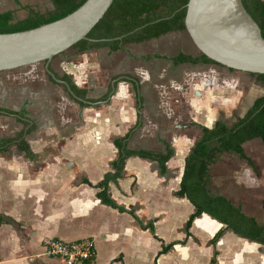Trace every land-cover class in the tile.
Returning <instances> with one entry per match:
<instances>
[{
	"label": "crops",
	"instance_id": "0c3cea01",
	"mask_svg": "<svg viewBox=\"0 0 264 264\" xmlns=\"http://www.w3.org/2000/svg\"><path fill=\"white\" fill-rule=\"evenodd\" d=\"M13 1L16 7L4 9L0 0V13L13 11L14 20L26 18L29 11L22 14L26 7L19 0ZM156 40L128 44L117 52L103 48L52 60L49 69L69 75L90 100H99L111 89L107 100L85 108L62 85L49 79L43 64L46 81L41 82L39 102L34 106L36 129L26 137L34 156L27 158L15 146L0 154V219L4 220L0 223V264H63L37 257L45 239H91L96 255L84 264H264L263 245L238 237L207 214L194 219L187 236L185 224L195 209L186 198L175 195L184 160L201 136L194 127L212 128L219 120L233 123L247 113L256 98L264 96V88L255 82L245 88L231 85L233 80L224 78L231 69L220 65L222 69L202 68V74L198 73L203 81L202 95L217 101L213 104L215 117L204 123L183 122L184 103H177V113L168 105L170 95L159 82L163 74L150 81L152 73L157 77V59L145 57L153 53L132 51ZM197 65L206 64L192 66ZM123 76L133 77L136 83L120 80ZM207 76L215 81L206 78L204 82ZM3 80L0 75V83ZM149 84L158 102L155 98L147 101L145 88ZM196 92L194 95L201 98V92ZM8 93L0 84L2 109H10L3 105ZM138 97L140 125L129 139L128 149L163 153L166 142L174 153L164 175L156 162L129 157L122 177L109 183V196L132 210L137 221L129 213L102 204L94 187L112 171L111 163L117 158L113 140L127 134L137 122ZM21 129L15 119L0 113V138L13 137ZM259 214V219L252 217L264 224V204ZM219 231L222 235L212 244ZM170 244L171 248L160 254L162 247Z\"/></svg>",
	"mask_w": 264,
	"mask_h": 264
},
{
	"label": "trees",
	"instance_id": "16d2710c",
	"mask_svg": "<svg viewBox=\"0 0 264 264\" xmlns=\"http://www.w3.org/2000/svg\"><path fill=\"white\" fill-rule=\"evenodd\" d=\"M50 1L53 5L51 11L39 13L29 10L28 16L22 20H14L13 11L0 13V33L26 31L51 23L72 13L86 0ZM187 2L188 0H114L103 18L86 38L76 43L69 50H73L75 54L103 48H107L110 52H117L123 50L124 46L128 44H140L159 39L169 33L183 32L185 30L184 18ZM242 3L259 26L261 36L264 38V0H242ZM26 9L28 8L26 7ZM58 56H61L64 60L70 58L66 52ZM145 59L167 60L166 57L157 54L147 56ZM168 60L174 66L200 63L215 64L204 55L194 57L182 52ZM250 75L255 78V82L259 86L264 88V74ZM48 77L52 80L50 76ZM61 78L67 82L73 94L81 99L79 101L75 100L81 108L105 101L110 95L109 93L99 100H90L86 98V90L78 88L69 75L63 74ZM119 79L130 80L126 77ZM131 81L136 83L135 80ZM70 97L73 99L72 96ZM140 105L141 98L138 97L137 122L127 134L113 140V145L117 149V158L111 163L112 171L106 173L103 179L94 187L98 189L96 197L102 204L119 212L129 213L137 221L138 218L132 210H126L109 196V183H116L122 177L125 162L129 157H139L156 162L160 174L164 175L166 163L174 153L171 146L166 142H164L163 153L128 149V141L140 125ZM0 113L15 118L22 125V129L13 137L0 138V154L15 146L19 152L32 159L34 155L30 150L26 137L35 130V122L25 109L15 112L0 108ZM197 126L200 129L201 136L194 143L184 160L180 187L175 193L180 198H186L195 209L185 224L187 236H190L189 229L194 219L204 213L223 224L226 229H230L238 237L264 246V224L259 223L252 216L245 215L240 205H234L225 196L212 194L208 190L210 166L217 163L223 154L233 153L240 159L245 160L249 166L254 167L252 160L245 154L243 145L255 139L264 143V96L256 99L247 113L243 117L236 118L231 125L219 120L215 122L212 128ZM85 183L89 184L87 181ZM2 221L4 220L1 218L0 223ZM148 228L153 234V226L150 225ZM222 233L223 231H219L211 240V243L214 244ZM172 245L162 247L160 254L166 253Z\"/></svg>",
	"mask_w": 264,
	"mask_h": 264
},
{
	"label": "rangeland",
	"instance_id": "374dc122",
	"mask_svg": "<svg viewBox=\"0 0 264 264\" xmlns=\"http://www.w3.org/2000/svg\"><path fill=\"white\" fill-rule=\"evenodd\" d=\"M2 1L5 3L4 9L17 6L13 0ZM19 1L28 8L22 12L23 15L29 10L46 13L53 9L50 0ZM132 51L153 53V55L154 53L157 55L164 54V57L167 58V60H155V68H152L156 70L157 77L152 76L154 74L152 73L150 81L159 80V75L163 74V79L159 80V82L164 87L166 95L168 93L170 95L169 99L166 98L168 105L177 113V103H184L183 107L186 112L185 114L182 112L180 115L183 122L195 120L196 122L204 123L207 118L215 117L213 104L217 101L211 100L208 95H202L203 88H201V85L203 81L201 82L200 79L202 77L198 73L202 74V68L207 71L206 69L212 67L216 69H222V67L216 64H206L204 67L187 64L174 67L171 61L168 60L179 52L195 57L200 55L185 31L170 33L156 41L138 45ZM73 52V50H69L66 53L71 54ZM59 58L61 56L55 57L53 61ZM54 69L59 71L57 64H54ZM225 73L226 76L224 78L233 80L231 85L235 83V85L245 88L249 83L255 82L253 76H248L245 73L235 70ZM0 75L4 76V80L0 84L9 92L8 98L3 101V105L10 109L32 108V112H34V106L39 102L41 82H43L45 77L43 63L2 72ZM206 78L213 80V82L215 81L213 77L207 76L204 77V82ZM255 84L257 83L255 82ZM145 89L146 99L150 101L153 98L151 95L153 85L149 84ZM197 90L201 92V98L194 95ZM221 96L223 95L221 94ZM155 99L157 102L159 101V97ZM0 100L2 99L0 98ZM25 100H30L29 103H32V106H29V104L26 106L23 103ZM194 132L198 134L200 129L194 127ZM243 148L245 154L252 160L254 167L249 166L245 160L240 159L233 153L223 154L217 163L210 166L208 190L212 194L225 196L234 205H240L242 212L244 211L245 214L250 216L255 215L258 218L260 217L259 209L264 204V143L255 139L245 143Z\"/></svg>",
	"mask_w": 264,
	"mask_h": 264
},
{
	"label": "water",
	"instance_id": "95a60500",
	"mask_svg": "<svg viewBox=\"0 0 264 264\" xmlns=\"http://www.w3.org/2000/svg\"><path fill=\"white\" fill-rule=\"evenodd\" d=\"M113 1L86 0L72 13L51 23L0 33V73L43 63L56 84H62L74 100H81L55 77L49 64L84 40ZM185 8L184 31L200 55L231 70L264 74V38L242 0H188Z\"/></svg>",
	"mask_w": 264,
	"mask_h": 264
},
{
	"label": "built area",
	"instance_id": "2783aa9c",
	"mask_svg": "<svg viewBox=\"0 0 264 264\" xmlns=\"http://www.w3.org/2000/svg\"><path fill=\"white\" fill-rule=\"evenodd\" d=\"M95 255V246L91 239L70 242L60 239H45L37 257L54 259L63 264H84L92 261Z\"/></svg>",
	"mask_w": 264,
	"mask_h": 264
},
{
	"label": "flooded vegetation",
	"instance_id": "af4514ba",
	"mask_svg": "<svg viewBox=\"0 0 264 264\" xmlns=\"http://www.w3.org/2000/svg\"><path fill=\"white\" fill-rule=\"evenodd\" d=\"M173 33H176V32H173ZM170 34V33H169ZM168 35V34H167ZM160 39V38H159ZM176 56V55H175ZM195 57V56H194ZM172 58V57H171ZM200 64H202V63H200ZM182 64H180V65H178V66H181ZM174 66V65H173ZM174 67H177V66H174ZM53 74L55 75V77L57 78V79H59V80H61L62 82H65L66 84H67V82L65 81V80H63L61 77H62V75L63 74H59L58 72H53ZM120 77H122V76H120ZM123 77H126V78H130V80H135L133 77H131V76H123ZM136 81V80H135ZM54 82V81H53ZM60 85H62V84H60ZM68 85V84H67ZM63 86V85H62ZM64 87V86H63ZM68 87H69V85H68ZM65 88V87H64ZM66 89V88H65ZM66 91H67V89H66ZM110 91H111V89L109 90V92L107 93V94H109L110 93ZM21 95H23L22 93H21ZM261 98V97H260ZM256 99H258V98H256ZM255 99V100H256ZM254 100V101H255ZM253 101V102H254ZM30 102V100L29 101H27V100H25V101H23V103H25V105L27 106L28 104H29V106H32V103H29ZM24 106V105H23ZM22 106V107H23ZM21 109H25L27 112H28V115L30 116V118L35 122V125H36V120H35V118H34V116H33V112L32 111H28V109L27 108H19V109H8V110H12V111H15V112H19ZM10 117V116H9ZM11 118H13V117H11ZM236 118H238V117H236ZM236 118H235V120H236ZM13 119H15V118H13ZM235 120H234V122H235ZM233 122V123H234ZM232 124V123H231ZM231 124H229V125H231ZM36 129V128H35ZM35 131V130H34Z\"/></svg>",
	"mask_w": 264,
	"mask_h": 264
}]
</instances>
